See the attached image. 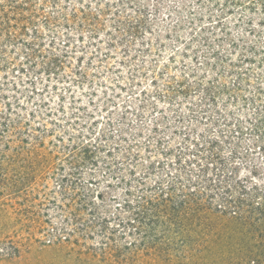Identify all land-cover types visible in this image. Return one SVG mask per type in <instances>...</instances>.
Masks as SVG:
<instances>
[{
  "label": "trees",
  "instance_id": "1",
  "mask_svg": "<svg viewBox=\"0 0 264 264\" xmlns=\"http://www.w3.org/2000/svg\"><path fill=\"white\" fill-rule=\"evenodd\" d=\"M0 147L139 213L236 214L226 167L264 156V0H0Z\"/></svg>",
  "mask_w": 264,
  "mask_h": 264
},
{
  "label": "rangeland",
  "instance_id": "2",
  "mask_svg": "<svg viewBox=\"0 0 264 264\" xmlns=\"http://www.w3.org/2000/svg\"><path fill=\"white\" fill-rule=\"evenodd\" d=\"M258 152L250 151L247 166L225 170L236 177L228 182L236 195L249 193L237 203L240 211L216 212L224 204L215 196L178 217L139 213L121 188L99 200L103 183L82 189L41 179L47 152L0 147V264H264V156ZM207 206L212 210H197Z\"/></svg>",
  "mask_w": 264,
  "mask_h": 264
}]
</instances>
